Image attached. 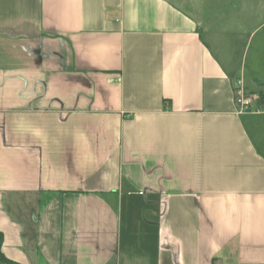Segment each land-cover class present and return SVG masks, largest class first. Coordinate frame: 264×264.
<instances>
[{
  "label": "crops",
  "instance_id": "0c3cea01",
  "mask_svg": "<svg viewBox=\"0 0 264 264\" xmlns=\"http://www.w3.org/2000/svg\"><path fill=\"white\" fill-rule=\"evenodd\" d=\"M201 27L171 0H0V264H264V112Z\"/></svg>",
  "mask_w": 264,
  "mask_h": 264
},
{
  "label": "rangeland",
  "instance_id": "374dc122",
  "mask_svg": "<svg viewBox=\"0 0 264 264\" xmlns=\"http://www.w3.org/2000/svg\"><path fill=\"white\" fill-rule=\"evenodd\" d=\"M171 1L199 19L204 36L222 45L233 64L244 70V77L258 79L264 88V0ZM236 77L244 81L243 75Z\"/></svg>",
  "mask_w": 264,
  "mask_h": 264
},
{
  "label": "built area",
  "instance_id": "2783aa9c",
  "mask_svg": "<svg viewBox=\"0 0 264 264\" xmlns=\"http://www.w3.org/2000/svg\"><path fill=\"white\" fill-rule=\"evenodd\" d=\"M232 92L238 113L260 114L264 111V107L257 104L259 96L248 92L241 77L233 78Z\"/></svg>",
  "mask_w": 264,
  "mask_h": 264
}]
</instances>
